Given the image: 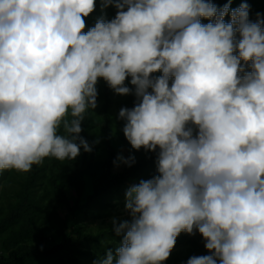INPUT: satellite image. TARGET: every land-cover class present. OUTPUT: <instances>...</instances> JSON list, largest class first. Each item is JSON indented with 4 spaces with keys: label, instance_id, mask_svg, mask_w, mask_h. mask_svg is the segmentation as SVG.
Wrapping results in <instances>:
<instances>
[{
    "label": "clouds",
    "instance_id": "clouds-1",
    "mask_svg": "<svg viewBox=\"0 0 264 264\" xmlns=\"http://www.w3.org/2000/svg\"><path fill=\"white\" fill-rule=\"evenodd\" d=\"M230 4L101 0L115 17L85 32L96 0H0V173L91 152L81 123L101 78L136 97L118 117L132 148L157 152L96 264H163L197 231L210 254L187 264H264V19Z\"/></svg>",
    "mask_w": 264,
    "mask_h": 264
},
{
    "label": "rangeland",
    "instance_id": "rangeland-1",
    "mask_svg": "<svg viewBox=\"0 0 264 264\" xmlns=\"http://www.w3.org/2000/svg\"><path fill=\"white\" fill-rule=\"evenodd\" d=\"M262 1L242 0L236 8L248 3L249 19L254 22ZM116 11L113 6L102 10L101 0H96L95 11L85 17L84 31L94 27L101 16L111 20ZM125 83L134 87L130 77ZM96 87L97 107L84 114L80 133L91 152L81 148L80 155L72 161L45 158L26 174L15 170L0 173L3 261L11 263L19 250L38 249L51 253L14 264H96L107 250L115 252L123 239V235L115 234L114 227L131 219L125 210L127 189L158 175L157 157L153 162H144L146 151L133 149L123 134L124 121L118 118L119 111L133 107L130 95H117L102 78ZM111 150L117 157L110 164ZM119 156L125 160L134 157V162L141 164L132 177L115 182L114 177L128 166L117 159ZM208 254L198 231L195 235L182 232L163 264H187L192 256Z\"/></svg>",
    "mask_w": 264,
    "mask_h": 264
},
{
    "label": "trees",
    "instance_id": "trees-1",
    "mask_svg": "<svg viewBox=\"0 0 264 264\" xmlns=\"http://www.w3.org/2000/svg\"><path fill=\"white\" fill-rule=\"evenodd\" d=\"M239 1H242V0H231L230 9H235ZM211 2L214 3L218 8H223L224 5L228 3V0H211ZM259 14H260V18L264 19V0L262 1ZM230 19L231 17L229 14L228 16L225 17V22H229ZM256 20H257V17L255 18L254 22ZM201 22L209 23L210 21L208 19L202 18ZM152 75L155 76L154 73ZM130 97H131L130 102L132 103V106H134L136 102V97L134 95H130ZM144 156H145L144 162H153V160L157 157V152L146 151ZM116 157H117V154L111 150L110 164L116 159ZM140 164L135 163V162H130V166L128 164V166L123 172L117 174L114 177L115 182L124 181L132 177L134 174H136V170L139 168ZM50 253H51L50 251L38 250V249L19 250L15 253L13 257L14 260L11 263L10 261H6V262L3 261L2 257L0 256V264H12V263L14 264L15 262H17V260L27 262L32 258H39L41 256L47 257L48 255H50Z\"/></svg>",
    "mask_w": 264,
    "mask_h": 264
}]
</instances>
